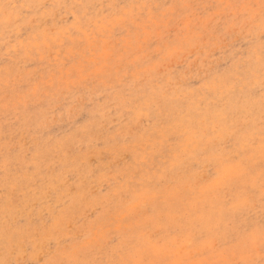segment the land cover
I'll return each mask as SVG.
<instances>
[{"label": "rangeland", "instance_id": "obj_1", "mask_svg": "<svg viewBox=\"0 0 264 264\" xmlns=\"http://www.w3.org/2000/svg\"><path fill=\"white\" fill-rule=\"evenodd\" d=\"M260 6L0 0V262L248 258L185 237L264 218Z\"/></svg>", "mask_w": 264, "mask_h": 264}, {"label": "snow or ice", "instance_id": "obj_2", "mask_svg": "<svg viewBox=\"0 0 264 264\" xmlns=\"http://www.w3.org/2000/svg\"><path fill=\"white\" fill-rule=\"evenodd\" d=\"M9 7H15V5H9ZM261 12L259 18V26L261 29V38L264 39V0H261ZM255 19L254 17L252 18ZM247 22V20L245 21ZM8 21H5L7 25ZM261 78L264 81V49L261 51ZM262 139H261V152L264 154V130H262ZM225 165L228 167L235 166L239 169V174L241 176L249 175L251 169L247 168L243 160L233 161L231 157L227 158L224 161ZM261 206L262 211H264V162H262V172H261ZM248 198H237L231 199L226 198L222 204V213L225 216V219L229 223L234 225L232 231H225L222 237H216L214 235H209L208 237L200 236L193 237L191 235L186 236L185 239L187 242L193 246H200L201 243H205L211 247H217L225 249L228 247H233L234 250H239L242 255H246L248 258L241 260H226L219 262V264H264V218L261 220L260 228L257 230L251 224V222L246 219H241L244 214V206L248 203ZM158 222L165 224L166 220L163 217L158 218ZM151 240L159 243L160 234L159 233H149ZM258 256L259 258H253ZM0 264H32L28 261H3ZM38 264V262H35ZM55 264H84V262L78 260H67V261H58ZM94 264H104V262H94ZM109 264H123V262H109ZM136 264H156L155 261H137Z\"/></svg>", "mask_w": 264, "mask_h": 264}]
</instances>
